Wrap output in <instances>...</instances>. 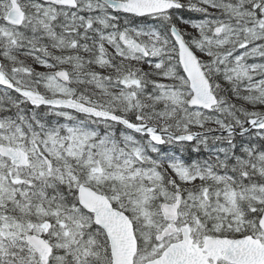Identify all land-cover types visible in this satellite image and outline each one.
Returning <instances> with one entry per match:
<instances>
[{
	"label": "snow or ice",
	"instance_id": "snow-or-ice-1",
	"mask_svg": "<svg viewBox=\"0 0 264 264\" xmlns=\"http://www.w3.org/2000/svg\"><path fill=\"white\" fill-rule=\"evenodd\" d=\"M0 264H264V0H0Z\"/></svg>",
	"mask_w": 264,
	"mask_h": 264
}]
</instances>
